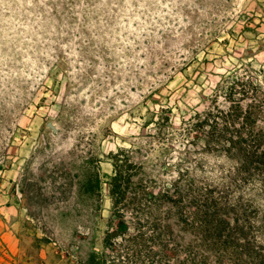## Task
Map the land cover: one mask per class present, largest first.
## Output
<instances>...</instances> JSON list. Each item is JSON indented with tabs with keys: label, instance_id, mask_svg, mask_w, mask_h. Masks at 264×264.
I'll return each mask as SVG.
<instances>
[{
	"label": "rangeland",
	"instance_id": "rangeland-1",
	"mask_svg": "<svg viewBox=\"0 0 264 264\" xmlns=\"http://www.w3.org/2000/svg\"><path fill=\"white\" fill-rule=\"evenodd\" d=\"M257 136L264 150V0H0V190L65 264L92 248L124 264L134 248L142 264L149 248L264 264V165L246 172L227 150ZM119 150L141 188L105 247ZM95 174L101 193L82 192ZM190 186L229 222L218 238L165 231V207L150 216L145 192Z\"/></svg>",
	"mask_w": 264,
	"mask_h": 264
},
{
	"label": "trees",
	"instance_id": "trees-1",
	"mask_svg": "<svg viewBox=\"0 0 264 264\" xmlns=\"http://www.w3.org/2000/svg\"><path fill=\"white\" fill-rule=\"evenodd\" d=\"M240 107V106H239ZM244 119H247L245 117ZM262 132V131H261ZM262 137H255L252 144L245 146L244 140H230L228 142V151L238 149L239 154L237 162L241 169L246 172L251 171L255 166L264 165V150H260L262 147ZM119 150L115 154H110V158L113 166V173L106 175L107 183L109 186V198L111 201L110 220L108 225L110 226L113 221H117L116 229L111 232L107 231L104 237V246L107 247V243L118 237H121L126 233L130 226L127 225L125 219V212L129 209L131 211L137 207L135 202L137 194H140L141 182L131 186V177L128 175V167L126 166V159L121 160L119 157ZM140 181V180H139ZM80 190L85 192V189L90 191H102V181L97 174L90 176L83 184L79 186ZM95 189V190H94ZM145 195L149 198V210L150 216H158L162 207H165L163 213L166 214L168 222L164 227L165 231H171L176 227L186 230L188 226L193 227L192 230L199 234L206 242L209 238H218L222 231L226 229L229 222L221 215L216 205L210 202L208 199L201 200L200 195L191 186L184 190H175L174 194H169L166 191L165 194H154L153 190L145 192ZM133 229V228H132ZM135 229V226H134ZM154 229H157L154 226ZM215 240V239H213ZM214 245V244H213ZM108 248H102L96 250L92 248L85 254L83 264H124V262L112 259V254L107 252ZM206 251H212V248H205ZM147 264H159V262L174 260V264H193V260L184 258L179 260L176 256V252L173 248H149L146 252ZM140 251L138 248L133 249L131 255L135 264H142L138 261L140 258ZM157 257L159 261H157ZM235 258H241L240 254H234ZM111 258V259H108ZM111 260V262H110Z\"/></svg>",
	"mask_w": 264,
	"mask_h": 264
},
{
	"label": "crops",
	"instance_id": "crops-1",
	"mask_svg": "<svg viewBox=\"0 0 264 264\" xmlns=\"http://www.w3.org/2000/svg\"><path fill=\"white\" fill-rule=\"evenodd\" d=\"M35 235L39 237L34 220L19 203L15 188L0 190V264H65L64 248H40L41 243L35 248Z\"/></svg>",
	"mask_w": 264,
	"mask_h": 264
}]
</instances>
